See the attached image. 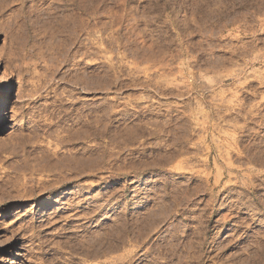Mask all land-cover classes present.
Masks as SVG:
<instances>
[{"label": "rangeland", "instance_id": "rangeland-1", "mask_svg": "<svg viewBox=\"0 0 264 264\" xmlns=\"http://www.w3.org/2000/svg\"><path fill=\"white\" fill-rule=\"evenodd\" d=\"M6 77L0 264H264V0H0Z\"/></svg>", "mask_w": 264, "mask_h": 264}, {"label": "bare ground", "instance_id": "bare-ground-1", "mask_svg": "<svg viewBox=\"0 0 264 264\" xmlns=\"http://www.w3.org/2000/svg\"><path fill=\"white\" fill-rule=\"evenodd\" d=\"M10 86V81H9V77H6L5 79H3V85L0 88V108H1V112H0V117H6V114L8 112H5V105L7 103V89ZM3 111V112H2Z\"/></svg>", "mask_w": 264, "mask_h": 264}]
</instances>
